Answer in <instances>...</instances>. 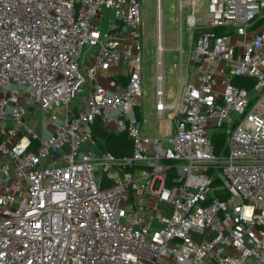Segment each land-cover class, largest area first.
I'll use <instances>...</instances> for the list:
<instances>
[{
  "label": "built area",
  "instance_id": "1",
  "mask_svg": "<svg viewBox=\"0 0 264 264\" xmlns=\"http://www.w3.org/2000/svg\"><path fill=\"white\" fill-rule=\"evenodd\" d=\"M198 1L180 0L181 32L203 33L167 103L157 0L173 129L148 137L142 0H0V264H264V0ZM98 120L131 156L97 148Z\"/></svg>",
  "mask_w": 264,
  "mask_h": 264
},
{
  "label": "rangeland",
  "instance_id": "2",
  "mask_svg": "<svg viewBox=\"0 0 264 264\" xmlns=\"http://www.w3.org/2000/svg\"><path fill=\"white\" fill-rule=\"evenodd\" d=\"M163 22H162V43H163V76L164 92L167 103L176 99L179 93L178 102L181 103L185 90L188 74V63L191 59L193 42L192 29L185 24V16L182 19L183 27L181 32L180 0H162ZM199 16H204L205 0L198 1ZM190 13V9H186ZM185 10V12H186ZM143 20V122L142 134L148 137L167 136L172 133V113L165 114L159 118L155 110L157 72H158V50H157V0H142ZM183 46V55L179 49ZM87 51V48H86ZM96 48L91 49V53ZM181 61L183 62V83L180 84ZM82 95H78L74 105L80 106ZM40 119L35 114L33 120Z\"/></svg>",
  "mask_w": 264,
  "mask_h": 264
},
{
  "label": "trees",
  "instance_id": "3",
  "mask_svg": "<svg viewBox=\"0 0 264 264\" xmlns=\"http://www.w3.org/2000/svg\"><path fill=\"white\" fill-rule=\"evenodd\" d=\"M203 33L202 30H198L196 34H194L193 42L196 43L198 37ZM123 85L127 84V78L125 76H121L118 80ZM235 84L240 87H246L250 89L253 85L251 80H243L237 79ZM94 138L97 144V148L104 152H111L117 157L131 156L133 153V144L128 139L126 134L116 133V132H108L106 131L100 121L98 120L93 127ZM227 136L224 132L215 131L212 135V144L216 149L217 154H224L227 147ZM36 146V143H34ZM226 199V197H223Z\"/></svg>",
  "mask_w": 264,
  "mask_h": 264
},
{
  "label": "crops",
  "instance_id": "4",
  "mask_svg": "<svg viewBox=\"0 0 264 264\" xmlns=\"http://www.w3.org/2000/svg\"><path fill=\"white\" fill-rule=\"evenodd\" d=\"M141 119H142V122H143V113H142V118Z\"/></svg>",
  "mask_w": 264,
  "mask_h": 264
}]
</instances>
